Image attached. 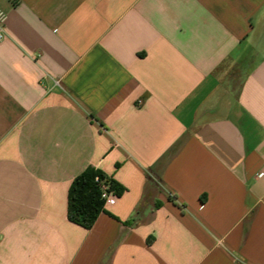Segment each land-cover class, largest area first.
<instances>
[{"label": "crops", "instance_id": "0c3cea01", "mask_svg": "<svg viewBox=\"0 0 264 264\" xmlns=\"http://www.w3.org/2000/svg\"><path fill=\"white\" fill-rule=\"evenodd\" d=\"M0 11V264H264V0ZM89 166L125 188L92 229Z\"/></svg>", "mask_w": 264, "mask_h": 264}, {"label": "trees", "instance_id": "16d2710c", "mask_svg": "<svg viewBox=\"0 0 264 264\" xmlns=\"http://www.w3.org/2000/svg\"><path fill=\"white\" fill-rule=\"evenodd\" d=\"M103 186L116 194L125 188L99 168L89 166L71 183L68 194V218L70 221L92 229L99 216L105 211L102 198ZM159 205V204H157Z\"/></svg>", "mask_w": 264, "mask_h": 264}, {"label": "built area", "instance_id": "2783aa9c", "mask_svg": "<svg viewBox=\"0 0 264 264\" xmlns=\"http://www.w3.org/2000/svg\"><path fill=\"white\" fill-rule=\"evenodd\" d=\"M5 21L6 14L3 11H0V40L6 35ZM259 176H264V171L260 172ZM102 198L105 200V207L113 205L117 201L116 193L109 191L108 186H103Z\"/></svg>", "mask_w": 264, "mask_h": 264}]
</instances>
